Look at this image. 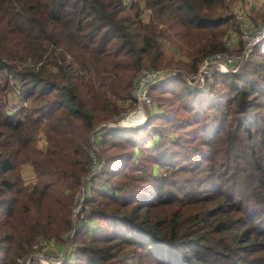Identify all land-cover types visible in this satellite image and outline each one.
<instances>
[{
	"label": "trees",
	"instance_id": "obj_1",
	"mask_svg": "<svg viewBox=\"0 0 264 264\" xmlns=\"http://www.w3.org/2000/svg\"><path fill=\"white\" fill-rule=\"evenodd\" d=\"M232 1L0 0V264L65 234L58 264H264V37L199 88L150 84L143 121L97 128L87 165L88 132L131 103L138 67L227 51Z\"/></svg>",
	"mask_w": 264,
	"mask_h": 264
},
{
	"label": "built area",
	"instance_id": "obj_2",
	"mask_svg": "<svg viewBox=\"0 0 264 264\" xmlns=\"http://www.w3.org/2000/svg\"><path fill=\"white\" fill-rule=\"evenodd\" d=\"M133 1L134 0H123L126 4ZM147 13L148 10L144 9L140 16L147 15ZM233 18L235 20V30L237 32V49L235 51L211 52L199 60L193 71H182L161 67H138L131 89V107L125 111L120 110L113 120L98 122L88 132L87 165L90 169L89 172L96 169L100 164V161L97 158L98 147L95 141L99 137L97 128L103 127L104 125H113V123H117L119 127H127L142 122L145 117V109L151 106V98L147 92L150 84L164 76L176 73L181 76L182 80L187 85L199 88L203 85L204 79L208 78L212 71L228 72L233 71L238 67L249 49L264 37V22H258L254 26H250V22L245 16V12L241 9L233 11ZM223 40L224 44L229 46L233 42L232 35L223 38ZM13 96H18L16 86H14L11 91V108L17 106ZM21 104H23V101ZM80 185L79 189L82 188V184ZM80 198L81 195L79 199ZM78 204L79 201L77 202V205ZM75 210L76 209L72 211V214H74ZM60 245L61 244H59L58 241L56 242L52 237H42L41 239L33 241L30 244L29 249L19 255L16 260L18 264H58L67 256L69 249L68 240H65V247Z\"/></svg>",
	"mask_w": 264,
	"mask_h": 264
},
{
	"label": "rangeland",
	"instance_id": "obj_3",
	"mask_svg": "<svg viewBox=\"0 0 264 264\" xmlns=\"http://www.w3.org/2000/svg\"><path fill=\"white\" fill-rule=\"evenodd\" d=\"M137 1L138 0H134L133 2H137ZM263 6H264V0H233L230 3V7H231V11L232 12L234 10H236V9L243 10L245 12L246 18L249 21H250L251 15H253L254 9L262 10ZM142 11H144V9ZM147 17H148V14L147 15H143L142 16V20H146ZM258 22H264V19L258 18L255 21V24L258 23ZM230 35H232V39H233L232 44H233V46L232 45L231 46H227V48H228L227 51H235L237 49V32H236V30L228 29L226 31L225 35L223 36V38L228 37ZM164 54H165V56L167 58H170L171 60H176V58H177L176 57V53L173 50H171L170 47L167 44L164 45ZM179 58H182V57H179ZM183 59H184V57H183ZM159 67L166 68V69L173 68V69H176V70H181V69H178V68H176V67H174L172 65H170V66H159ZM116 104L119 105L121 107L120 110H123V111H125V110H127L128 108L131 107V105L129 104V101H127V100H117ZM40 131L38 132L39 135H38V140H37V143H36V145L38 147H42L43 143H44L43 136H42V133ZM19 170H20L21 175H22V177H23V179L25 181H28V182L29 181H33L34 178H33L32 168L27 162L21 163L19 165ZM81 192H82V188H80L78 190V192L75 191V194H74V200H73V204L71 206V211H70V217H71L72 221H73V217H74V214H72V211L77 208L76 205H77V202L79 201V197L81 195ZM65 235L63 236V239H58L57 237H55L53 235L49 236V237H52L56 242L58 241L59 244H61L63 247H65V240L67 241V237H65ZM42 237H44V236L39 235V236L35 237L33 239V241H36L37 239H41Z\"/></svg>",
	"mask_w": 264,
	"mask_h": 264
},
{
	"label": "water",
	"instance_id": "obj_4",
	"mask_svg": "<svg viewBox=\"0 0 264 264\" xmlns=\"http://www.w3.org/2000/svg\"><path fill=\"white\" fill-rule=\"evenodd\" d=\"M114 126H119L117 123H113Z\"/></svg>",
	"mask_w": 264,
	"mask_h": 264
},
{
	"label": "crops",
	"instance_id": "obj_5",
	"mask_svg": "<svg viewBox=\"0 0 264 264\" xmlns=\"http://www.w3.org/2000/svg\"><path fill=\"white\" fill-rule=\"evenodd\" d=\"M231 45L233 46V44H232V43H231L229 46H231Z\"/></svg>",
	"mask_w": 264,
	"mask_h": 264
}]
</instances>
